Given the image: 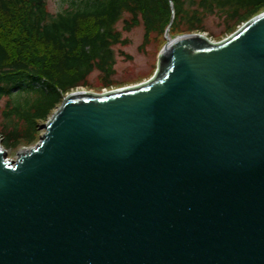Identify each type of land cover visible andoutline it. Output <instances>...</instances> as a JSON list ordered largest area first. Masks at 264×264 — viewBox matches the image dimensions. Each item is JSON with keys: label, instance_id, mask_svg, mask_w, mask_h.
Wrapping results in <instances>:
<instances>
[{"label": "water", "instance_id": "1", "mask_svg": "<svg viewBox=\"0 0 264 264\" xmlns=\"http://www.w3.org/2000/svg\"><path fill=\"white\" fill-rule=\"evenodd\" d=\"M165 38L150 80L0 150V264H264V13Z\"/></svg>", "mask_w": 264, "mask_h": 264}, {"label": "trees", "instance_id": "2", "mask_svg": "<svg viewBox=\"0 0 264 264\" xmlns=\"http://www.w3.org/2000/svg\"><path fill=\"white\" fill-rule=\"evenodd\" d=\"M262 9L264 0H85L54 17L47 0H0V98H9L2 114L17 121L3 127L4 142L33 143L68 93L94 89L95 72L99 92L115 88L114 47L128 42L120 22L125 32L143 27L142 46L158 40L161 50L168 29L171 38L206 33L215 16L228 34Z\"/></svg>", "mask_w": 264, "mask_h": 264}, {"label": "rangeland", "instance_id": "3", "mask_svg": "<svg viewBox=\"0 0 264 264\" xmlns=\"http://www.w3.org/2000/svg\"><path fill=\"white\" fill-rule=\"evenodd\" d=\"M84 1L85 0H47V8L50 14L55 17L59 13H63L66 10L81 7ZM262 13H264V9H262V11H260L256 16ZM250 20L240 24L232 31V33L224 34L225 25L223 24L222 20L219 17L209 16L204 24L207 29V32L204 33V35H207V37L212 42H222L231 37V35L236 33ZM117 29L121 31L123 39H126L128 42L125 45H116L114 47L116 59V75L114 77V82L117 84L114 90L132 87L150 80V78L155 74L160 52L158 40H154L151 45L146 47L142 46L144 36L143 27L135 28L131 32H125L123 31V23L120 22L117 25ZM89 81L94 86V89H85V91L99 93V87L101 86V83L97 72L90 76ZM78 91H84V89H80ZM16 93L17 91L15 90L13 93L14 97H17ZM8 101L9 98L6 96L0 98V135H3V133L5 134V128L3 129L5 125L8 130L12 128L14 122H17L15 121L16 119H13V123L11 125L9 122L4 121L2 112L5 110ZM42 134L43 131L40 129L38 137L33 143L25 145L23 144L17 148L10 147L3 141V138L0 137V145H3L4 149L6 150V160L16 162L19 159V156L22 154V151L29 150L39 143L40 136Z\"/></svg>", "mask_w": 264, "mask_h": 264}, {"label": "bare ground", "instance_id": "4", "mask_svg": "<svg viewBox=\"0 0 264 264\" xmlns=\"http://www.w3.org/2000/svg\"><path fill=\"white\" fill-rule=\"evenodd\" d=\"M0 150L3 151L4 152V155H5L6 150L4 149L3 145L2 146L0 145ZM22 152L25 153V151H22Z\"/></svg>", "mask_w": 264, "mask_h": 264}, {"label": "built area", "instance_id": "5", "mask_svg": "<svg viewBox=\"0 0 264 264\" xmlns=\"http://www.w3.org/2000/svg\"><path fill=\"white\" fill-rule=\"evenodd\" d=\"M104 92H106V91H104Z\"/></svg>", "mask_w": 264, "mask_h": 264}]
</instances>
